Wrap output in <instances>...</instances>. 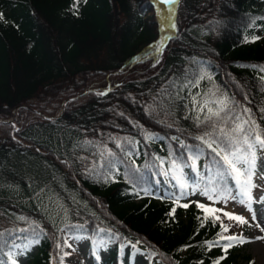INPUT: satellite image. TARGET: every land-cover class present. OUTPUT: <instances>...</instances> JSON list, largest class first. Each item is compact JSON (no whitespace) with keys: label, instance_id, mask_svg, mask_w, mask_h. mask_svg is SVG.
I'll use <instances>...</instances> for the list:
<instances>
[{"label":"trees","instance_id":"16d2710c","mask_svg":"<svg viewBox=\"0 0 264 264\" xmlns=\"http://www.w3.org/2000/svg\"><path fill=\"white\" fill-rule=\"evenodd\" d=\"M74 3L0 0V176L26 193L20 201L0 190V264H21L19 252L56 264L62 232L88 238L94 264H133L140 250L150 264L251 263L241 243L220 239V221L182 206L200 175L224 196L248 198L198 139L211 142L213 129L185 114L186 91L211 76L232 117L213 118L214 136L246 120V132L264 137V0H177L157 54L151 0ZM15 159L30 164L56 210L37 200ZM252 184L250 194L254 175ZM159 191L169 197L155 200Z\"/></svg>","mask_w":264,"mask_h":264},{"label":"rangeland","instance_id":"374dc122","mask_svg":"<svg viewBox=\"0 0 264 264\" xmlns=\"http://www.w3.org/2000/svg\"><path fill=\"white\" fill-rule=\"evenodd\" d=\"M151 1L153 2L155 8H158V5L162 4L159 3V0ZM176 3L177 0L174 3L167 4L166 7V14L168 13L167 17L169 20L168 35L173 32V17L175 14ZM158 31V39L154 43L153 47H151L153 54H157L163 49L161 46V27L159 25ZM260 35H264V32H260ZM151 55L152 54H147L146 56L149 57ZM187 88L186 94L190 103V108L185 112V114L196 119L197 116H199V119H203L206 115H208L207 108H204L203 111H201V106L205 100L209 101V106L215 110L217 105L211 103V101L223 99V96L218 93L215 80L208 75L202 77L196 81V83L188 86ZM194 97L195 103L193 102ZM14 165L25 168L24 170H26L28 174V179L35 182L36 186L34 195L37 200L46 207L56 210L59 207V204L51 193L44 188V186L38 187L37 184H42L43 181L32 169L29 168L30 164H28L25 159H15ZM175 170L179 176L185 175L186 169L183 166H179ZM254 178L257 182V187L251 193V200H249V198L246 200L243 199L238 191L230 196H224L212 186H207L203 176L201 175L199 176L196 184L185 187L182 197L184 204H204L206 207L223 209V211L233 215L242 216L249 221L248 224L239 225L235 220H230L219 212L221 221L229 227V231L222 233V235L224 237L242 235L248 241L241 243V245L243 246L244 252L250 254L251 263L241 260L240 264H264V239H256V237H264V232L262 231L264 223L257 227V223L259 221H264V151H261V149L255 165ZM210 189H215L216 193H219L225 198L221 199L219 203H213L206 195L201 194V192L208 191ZM0 190L7 195L14 196L20 201L26 198V193L23 192L22 187L18 183H12L11 179L7 178L5 175L0 176ZM209 194L214 195L215 198L214 193L210 192ZM168 197L169 195L163 191H159L154 195V199L157 201H162ZM253 215L256 217L255 220L252 219ZM262 233L263 236L261 235ZM102 254L104 257L107 255L106 252H103ZM16 259L21 264H29V256L24 252H19L16 255ZM147 261V254L140 250L137 252L133 260V264H150ZM56 264H94L93 258L89 254L88 238L83 236H69L62 232Z\"/></svg>","mask_w":264,"mask_h":264},{"label":"snow or ice","instance_id":"6c2138e0","mask_svg":"<svg viewBox=\"0 0 264 264\" xmlns=\"http://www.w3.org/2000/svg\"><path fill=\"white\" fill-rule=\"evenodd\" d=\"M174 2H176V0H159V3H165V4H170ZM77 3L78 0H76V3L73 4V8H76ZM253 39L255 40L256 38L254 37ZM261 70L264 71V68H262ZM193 102L195 103V97L193 98ZM209 103H210L209 101L205 100V102L201 106V111H203L204 108H207V112H208V115L205 116L204 121H202L201 123L209 122L210 127L213 129V132H205V136L210 137L211 142L205 140L204 136L198 137V139H200L203 143H205L207 147L212 152H214L217 157L220 158L219 161H217V163L223 165L226 174L230 175L233 178L236 185L239 186L241 192L244 195H246L249 198V200H251L250 188L255 187V185L252 184V176L255 173V162H256L255 148L257 145H259L261 151H264V137H262L260 134H255L253 136L251 129L246 132L244 129V124L248 123V121L246 120L241 123H236L235 127L231 129L230 132H226L223 127H220L218 129L219 135L214 136V133L216 132V123L213 120V118L215 117L217 119H221V113H225V123H226L227 120L231 119L232 117L229 116L228 113L226 112V109H228V102L226 99L211 101V103L217 105V108L215 110L209 106ZM245 111L247 112L248 110L245 109ZM197 119L199 120V116H197ZM235 119L237 121H240L241 118L239 116H236ZM213 145L216 146L213 147ZM193 166H195V163L193 164ZM177 179L179 181L180 178ZM180 187L183 189L184 184L181 183ZM210 192L215 194V198L214 195L209 194ZM201 194L206 195L208 199L211 200L213 203H219L221 199L225 198L221 196L219 193H216L215 189L203 191L201 192ZM182 206L187 207L188 205L185 204ZM197 207L204 210L206 214H211L213 225H215L217 221H220L221 232L218 233L220 239H227L228 241H233L235 243L248 242L242 235L241 236L231 235L224 237L222 233L228 232L229 227L225 225L223 221H221L220 216L216 215V213L220 212L224 217H227L230 220H235L239 225H244L249 223V221L246 220L244 217L225 212L223 211V209L206 207L204 204H197ZM174 213H175V208L170 210L169 215H174ZM205 218L207 219V216ZM252 219L253 220L256 219L255 215H253ZM262 223H264V221H259L257 223V227H259L260 224ZM201 226L203 227V224ZM262 231H264V228H262ZM256 239H264V237H256ZM217 243L218 242H209L208 243L209 249H211V247H213V245ZM232 246H233L232 243L223 245V251L227 253L228 249ZM224 258H226V256L220 257L219 259L214 261V264H220V260Z\"/></svg>","mask_w":264,"mask_h":264},{"label":"bare ground","instance_id":"6f19581e","mask_svg":"<svg viewBox=\"0 0 264 264\" xmlns=\"http://www.w3.org/2000/svg\"><path fill=\"white\" fill-rule=\"evenodd\" d=\"M166 7H167V4L165 3L158 5V19H159L160 27H161V41L163 43L167 40L168 34H169V20L167 17L168 13L166 14ZM261 235L263 236V233Z\"/></svg>","mask_w":264,"mask_h":264},{"label":"water","instance_id":"95a60500","mask_svg":"<svg viewBox=\"0 0 264 264\" xmlns=\"http://www.w3.org/2000/svg\"><path fill=\"white\" fill-rule=\"evenodd\" d=\"M157 22H158V25L160 26V22H159L158 20H157ZM163 45H164V44H162L161 46H163ZM59 114H60V113H59ZM59 114H58V115H59Z\"/></svg>","mask_w":264,"mask_h":264}]
</instances>
